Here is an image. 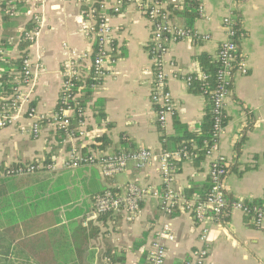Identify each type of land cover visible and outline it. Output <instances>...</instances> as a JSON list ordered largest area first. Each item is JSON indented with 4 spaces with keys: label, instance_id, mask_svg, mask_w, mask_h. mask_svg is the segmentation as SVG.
I'll return each instance as SVG.
<instances>
[{
    "label": "crops",
    "instance_id": "1",
    "mask_svg": "<svg viewBox=\"0 0 264 264\" xmlns=\"http://www.w3.org/2000/svg\"><path fill=\"white\" fill-rule=\"evenodd\" d=\"M12 1L17 3V15L4 20L0 13V41L9 43L3 58L21 59L25 52L18 38L33 18H41L37 41L28 50L35 81L25 92L31 95L30 108L46 122L40 124V135L35 138L34 121L25 107L16 122L0 129V171L26 164L45 165L46 161L56 169L0 179V264H110L108 254L113 255L111 264H148L156 234L167 222L175 240L165 242L166 264L194 261V254L203 247L201 227L183 207L170 217L162 213L153 195L163 188L157 161L145 169L129 163L125 172L113 178H105L98 166L67 169L64 164L74 150L82 153L83 149L103 155L145 149L159 155L166 146L174 151L184 145L187 135L200 134L208 100L192 93L186 79L202 73L203 58L217 60L220 44L228 39L226 18L239 24L238 48L247 61L248 75L233 80L217 154L225 156L230 166L225 179L227 199L245 204L264 201V0H200L204 15L194 21V27L211 40L199 44L175 41L164 54L163 68L176 109L165 126L159 124L152 102L153 24L141 13L139 4L124 6L119 14L109 11L115 36L114 63L92 88L86 83L91 81L96 39L88 29L91 19L82 11V3ZM117 1L104 2L113 7ZM182 5L181 0L162 2L165 10ZM172 22L185 25L187 21L174 16ZM2 64L0 80L5 72ZM69 69L81 75L75 90L77 102L85 101L86 138L78 133L60 134L54 123ZM88 89L91 93L87 95ZM102 137L108 146L94 148L96 139ZM197 158L181 159L174 175L175 190L187 199L203 195L210 183L212 159ZM132 183L148 190L137 219L128 222L118 214L88 218L96 196L107 190L121 193ZM208 227L205 264H264V222L259 228L242 212L231 211L224 222L208 223Z\"/></svg>",
    "mask_w": 264,
    "mask_h": 264
},
{
    "label": "built area",
    "instance_id": "2",
    "mask_svg": "<svg viewBox=\"0 0 264 264\" xmlns=\"http://www.w3.org/2000/svg\"><path fill=\"white\" fill-rule=\"evenodd\" d=\"M92 0H87L90 3ZM139 4L141 13L145 15L153 24V43L150 48L151 56H153L155 70V79L153 83L152 102L156 106V113L158 122L161 126H165L169 118L175 115L176 109L172 100V94L168 90L167 77L163 68V56L167 52L169 45L172 42L179 40H189L195 44L201 42H208L211 36L207 34H200L196 30H187L182 26L174 25L164 14L165 9L162 3L158 0H118L116 4L109 9L106 2L100 6V12L97 16H93L96 10L90 11L88 17L91 19V25L88 29L95 37L97 43V53L92 61V88H96L99 82L106 75L107 68L111 69L114 63V30L109 23V11L119 14L121 9L128 4ZM201 17L204 15V8L200 5L199 8ZM34 24L33 30L26 28L21 32L19 42L26 41L30 43L29 48L24 51L26 54L23 59L22 71L16 80L17 87L12 96H10L6 103L0 106V129L5 128L19 119V114L23 108L27 107L28 118L33 120L32 134L35 138L40 135V122L44 118H39L36 110L30 108L31 95L25 92V88L32 85L35 81V74L33 71V64L29 58L28 50L33 46L39 36L42 26V20L35 17L32 20ZM235 22L231 18L224 20V26L227 31L228 39L219 46L218 62L220 68L217 74V87L214 91L215 104V133L214 143L206 147L205 156L211 158L209 179L211 181V189L205 198L197 197L187 199L184 194L177 192L173 186L174 175L176 172V161L190 158L187 153H168L162 152L156 155L149 150L141 149L130 153L121 154H102L96 151L90 152V155H83L81 152L74 150L64 164V168L77 169L87 166H98L101 174L105 178H113L127 170L129 163H134L137 169H145L150 162L157 161L160 166L162 175L163 188L161 192H155L153 195L159 202L162 213L170 217L179 207L190 211L195 221L201 227L200 241L203 247L194 254V261L187 264H205L208 256V238L210 228L208 223L221 224L229 217L231 211H239L244 215H253V223L257 227H261L264 222V206L254 207L251 209L245 203L234 201L231 204L227 199L225 190V179L229 173V163L225 156L217 154V148L221 136L224 133L225 127L221 122L222 111L226 107V101L232 93L233 80L237 75L247 76L248 66L245 58L240 54L239 48L235 43L237 32L235 30ZM10 43H12L10 41ZM5 50H0V56L4 57ZM86 57V56H85ZM61 93V107L57 112L54 123L56 127L68 129L70 126L69 118L74 116L75 106H71L70 102H77V93L73 90L76 88V83L81 81L79 71L69 69L66 73ZM198 78L205 80L204 74H199ZM192 80L191 75L188 76L186 82L188 86ZM98 82V84H96ZM77 106L79 104H76ZM82 114L81 116H83ZM78 130V136L86 138L85 123L82 121ZM72 136V131L69 132ZM44 169V165L38 163L29 166L18 168L8 167L0 171V179L7 177H21L34 174L36 171ZM47 170L54 171L56 167L51 164L46 167ZM148 196V190L137 184H129L121 193L107 191L103 195L96 198L94 202L93 214L88 218H99L107 214H118L125 218L126 221L131 222L138 218L141 213V205ZM156 239L152 243L148 255L149 264H166L167 248L165 242H173L175 237L172 233V226L170 223H165L160 232L156 234Z\"/></svg>",
    "mask_w": 264,
    "mask_h": 264
},
{
    "label": "trees",
    "instance_id": "3",
    "mask_svg": "<svg viewBox=\"0 0 264 264\" xmlns=\"http://www.w3.org/2000/svg\"><path fill=\"white\" fill-rule=\"evenodd\" d=\"M80 1L82 3V11L84 12V14L86 15V17L89 15L90 11L92 10H96V13L93 14V16H97L98 19V13L100 12V6L101 4L105 1V0H92L91 3H87V0H77ZM159 2H163L164 0H158ZM183 5L180 8H177L175 10L174 6H170L168 7L167 10L164 11V14H167V18L169 19V21L172 22V19L175 17H180L183 16L186 19V24L185 25H180V24H175L174 25H179L182 26L184 29L187 30H196L194 27V21L201 17L199 8L201 5L200 0H181ZM17 5V3H16ZM15 2L10 0L7 2H2L0 3V7H1V11L0 13L2 14V17L4 18V20H9L11 18H14L17 15V10H16V6ZM27 30H33L34 29V24L33 22H30L27 27ZM235 30L237 32V37L235 40V43L238 46V43H240L238 41L239 36L241 35V31H240V27L239 24H235ZM95 54L97 53V43H95ZM30 46V43L23 41L20 43L19 47L20 49L23 51H26ZM9 48V43L5 40L0 41V50H7ZM26 54H23V57H25ZM95 57V55H94ZM0 62H2V67L5 68V72L3 74V76L1 77L0 80V103L4 104L6 103L5 100L7 98H9L10 96H12L15 92V89L17 87V82L16 80L19 78V74L22 71V62L23 59H18V60H9L4 59L3 57L0 56ZM201 66H202V74H204L206 76L205 80H201L198 78L199 74H194L191 75L192 80L191 83L189 85V89L192 93L195 94H201L203 96L206 97V99L208 100V109H207V114L205 117V123L203 124L202 128H201V133L200 134H191V135H187L185 137V139H187L188 141L182 145L179 148H176V150L171 151L169 149L168 146L165 147V151L164 152H168V153H176V152H181V153H187V155L190 156V158H197V159H201L202 156H205V152H206V147L207 146H211L214 143V133H215V104H214V91L217 87V74L220 68V64L218 62V57L217 60L213 62V60L209 59L208 57H205L201 60ZM155 70H157V68L155 67ZM101 82H99L100 84ZM87 85H92L93 82L92 80L86 83ZM96 84H98V82H96ZM77 85V83H76ZM90 86L86 87L89 88ZM232 88V86H231ZM74 92H76V90H73ZM87 95L89 93H91V90L88 89L87 90ZM85 101L84 102H70L71 106H75V113L74 116H72L71 118H69L70 121V126L68 129H62L60 127H58L57 129L60 131V134L63 133L64 135L69 134L70 131L73 132V134L77 135V129L78 126L81 124L82 121H84V117L81 116L82 114L85 113ZM76 104H79L78 106ZM60 107H61V100L59 102L58 105V109L57 112L60 111ZM157 109V108H156ZM175 116V115H174ZM46 121H41L40 124L45 123ZM221 122L222 125L225 127L226 123H227V116H226V110L224 109L222 111V115H221ZM75 131V132H74ZM97 141V142H96ZM96 143L94 144V148L98 147L97 149H105L108 146V142L106 140V138H97L96 139ZM164 142H166V139H164ZM168 142V140H167ZM101 145H100V144ZM168 144V143H166ZM93 149V148H92ZM94 150V149H93ZM82 154L83 155H90V152H86V149L82 150ZM97 151V150H96ZM86 152V153H84ZM130 152H134V151H129V152H118L115 153V155L117 154H121V153H130ZM184 160V159H182ZM182 160H178L176 161V167L178 166V164L180 163V161L182 162ZM38 163H35V165ZM29 165H34V164H26V166ZM48 165H51V163L49 161L45 162L44 165V169L43 170H47L46 167ZM18 167H23L22 166H16V167H12V168H18ZM43 170L40 171H36L34 172V174L41 172ZM32 175V174H30ZM28 176V175H26ZM22 177V176H21ZM7 178H17L14 176L11 177H7ZM210 181V180H209ZM211 189V181L209 183V187L207 188V190L205 192H203V195H201L200 197L203 199L205 198L209 191ZM109 191V190H107ZM106 191V192H107ZM112 192H114V190H110ZM104 194V193H103ZM100 194V195H103ZM98 195V196H100ZM96 196V197H98ZM96 200V199H95ZM229 203L231 204L232 202H234L233 200H230L228 198ZM95 202V201H94ZM247 206H249L251 209H253L254 207H263L264 206V201L263 202H253V203H249L246 204ZM107 215H112V214H107ZM105 215V216H107ZM103 216H101L102 218ZM253 215H247V218L252 220ZM109 255V256H108ZM107 257L109 259V263L111 264L113 262V255L112 254H108ZM149 264V263H148Z\"/></svg>",
    "mask_w": 264,
    "mask_h": 264
},
{
    "label": "rangeland",
    "instance_id": "4",
    "mask_svg": "<svg viewBox=\"0 0 264 264\" xmlns=\"http://www.w3.org/2000/svg\"><path fill=\"white\" fill-rule=\"evenodd\" d=\"M112 6H108L109 9H111Z\"/></svg>",
    "mask_w": 264,
    "mask_h": 264
}]
</instances>
